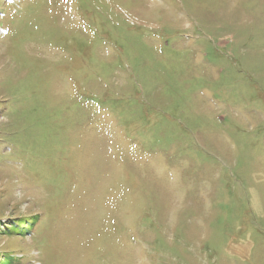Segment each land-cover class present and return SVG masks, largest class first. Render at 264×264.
<instances>
[{
    "label": "rangeland",
    "instance_id": "1",
    "mask_svg": "<svg viewBox=\"0 0 264 264\" xmlns=\"http://www.w3.org/2000/svg\"><path fill=\"white\" fill-rule=\"evenodd\" d=\"M0 264H264V0H0Z\"/></svg>",
    "mask_w": 264,
    "mask_h": 264
}]
</instances>
